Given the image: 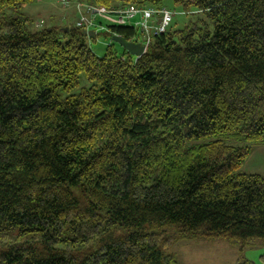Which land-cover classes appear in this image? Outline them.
<instances>
[{
  "label": "trees",
  "instance_id": "16d2710c",
  "mask_svg": "<svg viewBox=\"0 0 264 264\" xmlns=\"http://www.w3.org/2000/svg\"><path fill=\"white\" fill-rule=\"evenodd\" d=\"M33 1L0 0V264H180L167 246L198 239L255 264L264 177L240 170L264 141V0H172L189 20L138 58L30 30Z\"/></svg>",
  "mask_w": 264,
  "mask_h": 264
},
{
  "label": "rangeland",
  "instance_id": "374dc122",
  "mask_svg": "<svg viewBox=\"0 0 264 264\" xmlns=\"http://www.w3.org/2000/svg\"><path fill=\"white\" fill-rule=\"evenodd\" d=\"M60 1L34 0L32 3L25 5L22 11L29 20V29L36 30L43 27L75 25L80 13L76 3H84L88 0H69L70 2L66 5H62ZM161 7L169 9L174 14L169 28L180 29L189 20V16L173 6L172 0H163ZM69 9H75L77 15L69 12ZM6 14L14 15L10 10H7ZM63 16L65 19L62 20ZM95 33V38H86V42L94 54L103 56L107 51L108 45L111 44V40L103 30H95ZM112 49L118 55L122 53V48L119 44L112 45ZM88 85L89 83L84 74H81L80 86ZM76 91L78 89L74 92ZM249 146L251 148L250 155L240 171L257 173L264 177V143H251ZM173 234L174 232H169L167 236L170 237ZM263 242L261 239H255L252 245H247L243 249L241 256L254 261L255 264H264ZM165 252L174 255L180 264H235L240 257L238 247L222 239L173 241L167 246Z\"/></svg>",
  "mask_w": 264,
  "mask_h": 264
},
{
  "label": "built area",
  "instance_id": "2783aa9c",
  "mask_svg": "<svg viewBox=\"0 0 264 264\" xmlns=\"http://www.w3.org/2000/svg\"><path fill=\"white\" fill-rule=\"evenodd\" d=\"M69 0H61L62 5ZM80 10L75 26L84 30H103L108 35L116 34L111 26L130 25L136 33V42L149 46L153 36L164 33L172 21L173 13L165 7L151 5H126L117 8H107L95 3H76Z\"/></svg>",
  "mask_w": 264,
  "mask_h": 264
},
{
  "label": "water",
  "instance_id": "95a60500",
  "mask_svg": "<svg viewBox=\"0 0 264 264\" xmlns=\"http://www.w3.org/2000/svg\"><path fill=\"white\" fill-rule=\"evenodd\" d=\"M85 35H89L95 37V32L93 31H83ZM112 41L119 44L123 49H125L128 53L138 58L144 53V47L137 42L126 40L123 36L119 34H114L111 37Z\"/></svg>",
  "mask_w": 264,
  "mask_h": 264
},
{
  "label": "crops",
  "instance_id": "0c3cea01",
  "mask_svg": "<svg viewBox=\"0 0 264 264\" xmlns=\"http://www.w3.org/2000/svg\"><path fill=\"white\" fill-rule=\"evenodd\" d=\"M69 12H73V14L77 15L75 9H69ZM68 14H71V13H68ZM75 17H76V16H75ZM63 19H65L64 16H63L62 20H63ZM260 143H264V141H263V142H260Z\"/></svg>",
  "mask_w": 264,
  "mask_h": 264
}]
</instances>
